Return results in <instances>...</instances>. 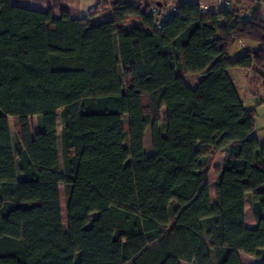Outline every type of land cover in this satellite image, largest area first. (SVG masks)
I'll return each mask as SVG.
<instances>
[{
    "label": "trees",
    "instance_id": "trees-1",
    "mask_svg": "<svg viewBox=\"0 0 264 264\" xmlns=\"http://www.w3.org/2000/svg\"><path fill=\"white\" fill-rule=\"evenodd\" d=\"M159 3L99 0L74 18L0 0V264L264 256V145L228 73L264 86L262 11L182 2L155 29ZM239 39L258 48L231 60ZM221 149L212 204L205 157Z\"/></svg>",
    "mask_w": 264,
    "mask_h": 264
},
{
    "label": "crops",
    "instance_id": "crops-1",
    "mask_svg": "<svg viewBox=\"0 0 264 264\" xmlns=\"http://www.w3.org/2000/svg\"><path fill=\"white\" fill-rule=\"evenodd\" d=\"M98 1L99 0H11V3L16 6L40 10V11H46L50 9L53 16L55 17L59 16L61 11L67 10L71 13L72 17L82 18V17H86L87 14L94 9ZM124 1L128 4H133L137 2V0H124ZM160 1L161 3H165L169 0H160ZM250 3H251V0H234L233 10L234 12H236L237 16H240L242 11L245 10L250 5ZM136 23L137 21L135 20H132V19L128 20V24H136ZM230 69H233V70L239 69V67H232L228 69V73L230 74L233 82L236 84L235 79L232 77L230 73ZM241 70L244 72L243 69ZM192 75H195V76H192ZM186 77H193L190 79L191 84L189 85L190 87L193 88L196 86V83L201 79L202 76L199 74L184 75L183 76L184 80L186 79ZM252 83H255V82H252ZM31 129L32 131L35 132L37 129V123L31 126ZM148 134L149 133L147 132V129H146L145 135H144V151L146 154L150 155L153 149H152V143H151V136ZM255 135L257 136L259 140L256 128H255ZM12 142H13V145H15V138L13 139V136H12ZM224 156H225V150L221 149L213 157H209L210 160H208L209 167H208V172H207V181L209 183V196H210V201L212 204L216 202L215 184H216L217 175L215 173V170L222 165ZM171 216H172L171 219H173L174 218L173 215ZM239 257H240L242 264H263L264 263L263 255H260L259 257H254V256H250V255L240 252ZM180 264H188V263L184 261H180Z\"/></svg>",
    "mask_w": 264,
    "mask_h": 264
},
{
    "label": "rangeland",
    "instance_id": "rangeland-1",
    "mask_svg": "<svg viewBox=\"0 0 264 264\" xmlns=\"http://www.w3.org/2000/svg\"><path fill=\"white\" fill-rule=\"evenodd\" d=\"M257 48H258V45L256 42L245 40V39H239V40H236L231 45L228 51V57L231 60H234L238 56H241L248 51H254ZM240 70L241 68L234 69V70L230 69V73L236 81L237 91H238L239 96H241L242 98L244 106L246 108H251L255 110V128L257 130V134H258L261 144L264 145V101L263 102L261 101L263 98L264 88L261 82L252 83L249 80V76L251 75V73H245L242 70L241 71ZM192 76H195V75H192ZM191 78L193 77H186L185 82L187 85L191 84V81H190ZM162 116L165 117L164 109L161 111V120H163ZM36 120H37L36 117L29 118V122L31 126L36 124L37 122ZM10 126H11V133L14 139L16 128H15L13 118H10ZM57 126H58V132H60V129H61L60 110L57 113ZM147 132L149 133L148 135H150L149 128H147ZM60 149L61 147L59 143V152L61 151ZM205 160H209V157H205ZM172 204L176 205L175 202H172Z\"/></svg>",
    "mask_w": 264,
    "mask_h": 264
},
{
    "label": "built area",
    "instance_id": "built-area-1",
    "mask_svg": "<svg viewBox=\"0 0 264 264\" xmlns=\"http://www.w3.org/2000/svg\"><path fill=\"white\" fill-rule=\"evenodd\" d=\"M182 2L198 4L200 12L203 14L232 10L234 5V0H169L165 3L154 4L149 9L153 18V27L159 29L165 21L175 14L178 5ZM258 7L261 9L264 18V0H251L250 5L242 11L239 17L250 18L252 11ZM262 100L264 101V93Z\"/></svg>",
    "mask_w": 264,
    "mask_h": 264
}]
</instances>
